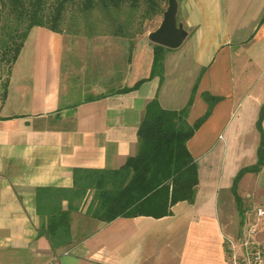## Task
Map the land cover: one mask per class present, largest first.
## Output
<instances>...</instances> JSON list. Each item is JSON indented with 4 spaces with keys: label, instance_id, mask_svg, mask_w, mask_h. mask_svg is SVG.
Segmentation results:
<instances>
[{
    "label": "crops",
    "instance_id": "crops-1",
    "mask_svg": "<svg viewBox=\"0 0 264 264\" xmlns=\"http://www.w3.org/2000/svg\"><path fill=\"white\" fill-rule=\"evenodd\" d=\"M176 1L181 42L163 46L162 82L151 78L125 93L92 82L80 91L92 95L72 96L62 36L31 28L0 103V264H227L225 238L240 234L249 209L264 207V167L244 173L232 190L238 171L257 160L264 0ZM144 60L134 52L128 87L149 75L152 47ZM194 87L190 124L207 109L203 92L221 100L186 143L197 165L192 202L179 201L158 218L109 222L80 220L74 211L72 242L63 248L38 235L37 187H71L75 168H119L137 151L147 103L157 97L161 107L181 109ZM256 239L264 243V217Z\"/></svg>",
    "mask_w": 264,
    "mask_h": 264
},
{
    "label": "trees",
    "instance_id": "trees-1",
    "mask_svg": "<svg viewBox=\"0 0 264 264\" xmlns=\"http://www.w3.org/2000/svg\"><path fill=\"white\" fill-rule=\"evenodd\" d=\"M57 0L55 12L48 18L43 13L46 0H8L13 26L2 24L3 8L0 0V64L7 67V79L23 43L33 27L42 26L58 32V22L66 2ZM85 9L98 3L105 8H120L126 0H82ZM137 0H133V3ZM154 5L155 0H147ZM264 19V17H263ZM166 48L154 44L149 75L132 86L123 87L114 93L132 91L148 79L164 77L163 57ZM195 87L184 107L178 110L161 107L157 97L151 99L137 130V151L117 169H73L71 187H37L35 189L36 214L39 219L38 235H45L53 248L71 244V213L77 211L79 203L90 193L86 216L102 222L117 217L139 215L162 217L170 213V207L179 202H192L198 184L197 165L187 149V141L211 114L220 96L203 92L206 111L192 124L187 121ZM91 100V99H87ZM74 106V105H73ZM264 102L261 105L256 127L259 131L257 160L242 167L234 178L235 192L240 177L246 172H259L264 167ZM88 193V194H89ZM66 203V207L63 203Z\"/></svg>",
    "mask_w": 264,
    "mask_h": 264
},
{
    "label": "rangeland",
    "instance_id": "rangeland-1",
    "mask_svg": "<svg viewBox=\"0 0 264 264\" xmlns=\"http://www.w3.org/2000/svg\"><path fill=\"white\" fill-rule=\"evenodd\" d=\"M4 1L2 24L13 26L8 0ZM56 2L46 0L43 11L46 17L53 16ZM167 6L168 0H155L154 5L147 0L134 3L133 0H126L116 9H107L99 3L85 9L82 0L66 2L56 33L62 36V66L63 71L68 72V81L74 91L72 96L92 95L87 92L92 82L104 86L103 91L107 93L128 87L125 82L128 64L134 52L139 64L145 62L149 47L155 44L148 36L160 25ZM6 79L7 67L0 64V103ZM85 88V92H80ZM88 193L77 209L80 220L86 219L85 210L90 200Z\"/></svg>",
    "mask_w": 264,
    "mask_h": 264
},
{
    "label": "built area",
    "instance_id": "built-area-1",
    "mask_svg": "<svg viewBox=\"0 0 264 264\" xmlns=\"http://www.w3.org/2000/svg\"><path fill=\"white\" fill-rule=\"evenodd\" d=\"M263 217V206L252 207L243 217L240 234L225 238L227 264H264V243L256 239Z\"/></svg>",
    "mask_w": 264,
    "mask_h": 264
},
{
    "label": "water",
    "instance_id": "water-1",
    "mask_svg": "<svg viewBox=\"0 0 264 264\" xmlns=\"http://www.w3.org/2000/svg\"><path fill=\"white\" fill-rule=\"evenodd\" d=\"M177 1L168 0L167 9L163 13V20L153 32L149 34L150 40L161 46L175 47L181 42V36L175 26V13Z\"/></svg>",
    "mask_w": 264,
    "mask_h": 264
}]
</instances>
